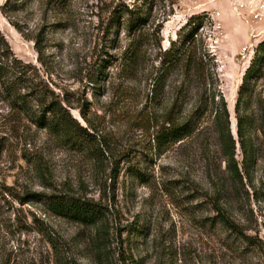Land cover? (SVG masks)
<instances>
[{
	"label": "rangeland",
	"instance_id": "1",
	"mask_svg": "<svg viewBox=\"0 0 264 264\" xmlns=\"http://www.w3.org/2000/svg\"><path fill=\"white\" fill-rule=\"evenodd\" d=\"M137 1L0 0V35L14 56L80 124L88 114L104 144L99 160L64 146L19 120L0 94V264H264V78L251 83L236 112L264 41V0L148 1L163 49L198 18L192 27L200 25L197 39L215 55L238 163V114L254 135L257 157L243 184L227 168L210 114L200 133L155 149L150 87L143 76L118 77L116 30L106 34L115 6ZM31 194L91 200L106 217L96 225L56 217L40 202L22 204Z\"/></svg>",
	"mask_w": 264,
	"mask_h": 264
},
{
	"label": "trees",
	"instance_id": "2",
	"mask_svg": "<svg viewBox=\"0 0 264 264\" xmlns=\"http://www.w3.org/2000/svg\"><path fill=\"white\" fill-rule=\"evenodd\" d=\"M148 1L138 0L134 5L117 4L111 12L112 23L106 34L116 30L114 33L117 45L113 48L121 53L111 58L119 66L118 77L134 83L143 76L150 87L145 108L147 110V106L153 107L150 108L152 111L147 119L150 117L151 121H156L155 149L160 154L164 153L172 145L200 133L203 119L210 114L221 150L226 157L227 168L233 178L243 184L244 177L250 178V171L257 157L254 135L238 114V142L243 156L242 163H238L237 140L232 135L230 113L219 86L215 55L208 52L197 39L200 25L192 27L198 18H191L179 31L177 39L171 41L169 48L163 49L160 29L158 26L154 29V24L151 23L153 8ZM122 34L125 38L124 46L120 44ZM155 47L157 51L153 53L154 49L151 48ZM113 61H109L104 69L114 64ZM148 62H151L150 68L147 66ZM30 68L14 56L8 42L0 35L1 100L7 103L19 120L23 117L36 129L46 131L64 146L99 160L103 156L104 144L88 114L81 113L86 125L80 124L54 93L49 95L43 88L40 89L41 85L34 83ZM263 78L264 41L256 48L244 74L236 106L237 113L240 112L244 92L249 90L251 83L256 84ZM162 103L166 106L154 108ZM261 119L264 122V117ZM34 201L40 202L56 217L85 225H96L106 217L105 208L91 200L63 194H31L21 198L22 204ZM217 212L220 214V221L234 230L224 213L219 209Z\"/></svg>",
	"mask_w": 264,
	"mask_h": 264
},
{
	"label": "built area",
	"instance_id": "3",
	"mask_svg": "<svg viewBox=\"0 0 264 264\" xmlns=\"http://www.w3.org/2000/svg\"><path fill=\"white\" fill-rule=\"evenodd\" d=\"M243 52L244 53H246V52L249 53V50L248 49H244Z\"/></svg>",
	"mask_w": 264,
	"mask_h": 264
}]
</instances>
